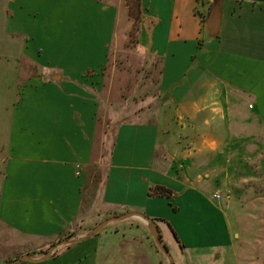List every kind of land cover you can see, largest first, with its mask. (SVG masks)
Here are the masks:
<instances>
[{"label":"crops","instance_id":"obj_1","mask_svg":"<svg viewBox=\"0 0 264 264\" xmlns=\"http://www.w3.org/2000/svg\"><path fill=\"white\" fill-rule=\"evenodd\" d=\"M140 3L139 47L161 58L158 89L167 104L155 120L119 123L103 154L90 88L99 89L117 7L9 0L6 34L21 39L22 55L39 70L20 85L13 105L0 183L2 248L41 246L72 230L83 213L89 167L101 163L104 177L85 211L95 213L96 225L134 211L154 219L161 236V226L175 232L184 249L231 246L239 237L203 168L227 175L231 155L237 160L245 150L264 177V0ZM195 9L206 11L202 26ZM156 184L172 196H149ZM148 229L123 217L93 235L77 233L81 241L61 244L44 260L23 262L59 255L71 262L80 252L93 255L90 264H149ZM8 255L0 250V264Z\"/></svg>","mask_w":264,"mask_h":264},{"label":"rangeland","instance_id":"obj_2","mask_svg":"<svg viewBox=\"0 0 264 264\" xmlns=\"http://www.w3.org/2000/svg\"><path fill=\"white\" fill-rule=\"evenodd\" d=\"M100 1L114 4L118 9L117 25L109 47L108 60L104 68L98 72L96 83L99 89H96L95 85L90 88L99 102L97 141L107 145L103 151L104 154L109 151L114 129L119 123L155 120L157 110L164 107L167 101L158 89L159 58L139 47V29L137 30V25L133 27L132 21L135 15V8L131 6L132 2ZM8 3L9 0H0V183L4 174L6 140L13 105L18 99L20 85L39 70L35 61L22 55L21 39L6 34ZM247 153L245 150L240 152L241 156L237 160L234 159L236 155H231L233 164L229 165L227 175H221L224 169L221 172H219L221 169H218L215 173V170L212 171L213 168H203L204 172H209L203 181L206 185H210L209 188L212 191H217L215 193L220 195L217 199L227 211L233 233L239 234V237L231 246L184 249L172 233L161 226L164 231L162 243L168 249L174 264H264V177L258 170V159H252L251 163H248ZM101 165L93 164L89 167L83 213L74 222L72 230L63 234V237L61 235L58 239L41 246L23 247L8 243L9 246L2 248L5 244L1 243L0 250L6 249L10 254L7 256L8 260L27 253L32 258H39L44 255L41 251H48L64 239H74L77 237L74 236L77 233L81 234L83 230L92 232L91 228L96 225L97 219L94 218L96 217L94 212L85 213V211H87V201L91 199L93 202L99 187V184L94 182L95 177H100V180L104 177L105 166ZM114 216L118 214L113 213L107 218ZM102 218H100L101 221H103ZM120 220L113 219L101 229L117 226ZM148 230H150L149 241L146 245L151 260L149 264H171L166 255L156 246L151 229ZM31 250H36L38 254H30ZM92 257L93 255L89 254L81 256L79 252L72 257L71 262L59 255L41 263H25L23 260L15 264H90Z\"/></svg>","mask_w":264,"mask_h":264},{"label":"water","instance_id":"obj_3","mask_svg":"<svg viewBox=\"0 0 264 264\" xmlns=\"http://www.w3.org/2000/svg\"><path fill=\"white\" fill-rule=\"evenodd\" d=\"M128 216H135L139 219H141L142 221H144L145 223L148 224V226L150 227L151 229V234H152V237H153V240L156 244V246L166 255V257L168 258V260L171 262V264H174L173 263V260H172V257L171 255L169 254V251L168 249L166 248V246L161 242L160 238H159V234H158V230H157V227L154 223V221L145 216L144 214H142L141 212H128V213H125L123 215H118V216H114V217H110V218H107L101 222H99L92 230V233H90V235H93L95 234L101 227H103L105 224H107L109 221L113 220V219H121L123 217H128ZM83 239V237H79V238H74V239H64L62 240L59 244H71V243H76V242H79ZM58 246H53L52 248H50L42 257L40 258H32L30 257L29 255L27 254H24V255H21L17 258H14L12 259L11 261L9 262H6L4 264H15L19 261H31V262H37L39 260H44L48 257H50L52 255V253L55 251V249L58 247Z\"/></svg>","mask_w":264,"mask_h":264},{"label":"trees","instance_id":"obj_4","mask_svg":"<svg viewBox=\"0 0 264 264\" xmlns=\"http://www.w3.org/2000/svg\"><path fill=\"white\" fill-rule=\"evenodd\" d=\"M198 1H203V0H198ZM127 2H132L131 6H132V8L133 7L135 8V12H134L135 15L134 16L132 15L133 16V20L132 21H133V27H136V25H137V30H138L140 28L139 24H140V21H141V16H140L141 3H140V0H127ZM195 14L199 17L200 24L202 26L203 22H204V19H205L206 11L202 12V11H200L198 9H195ZM161 72H162V64H161V58H159V77H160ZM159 77H158V82H159ZM91 167H92V165H91ZM100 181H101L100 177H98V176L95 177V180H94L95 184H99ZM147 193H148L149 196H162V197L170 198L172 196V194H173V191L170 188H168V187L156 184V185L149 186ZM152 220L154 221V219H152ZM173 233H174L175 239L177 240V242H179L178 236L175 234V232H173ZM158 234H159V238H160V240L162 242V236L160 235L159 230H158ZM42 252L43 251H41V254H45L47 251H44L43 253ZM27 254H29V253H27ZM30 254H38V253L35 250V251H32ZM11 260H8L7 262H9Z\"/></svg>","mask_w":264,"mask_h":264},{"label":"built area","instance_id":"obj_5","mask_svg":"<svg viewBox=\"0 0 264 264\" xmlns=\"http://www.w3.org/2000/svg\"><path fill=\"white\" fill-rule=\"evenodd\" d=\"M77 167H79V165H77ZM214 197L219 198L220 195H219L218 193H215V194H214Z\"/></svg>","mask_w":264,"mask_h":264}]
</instances>
